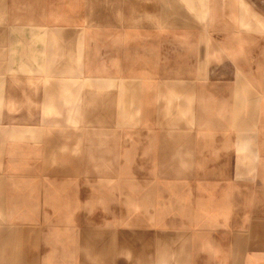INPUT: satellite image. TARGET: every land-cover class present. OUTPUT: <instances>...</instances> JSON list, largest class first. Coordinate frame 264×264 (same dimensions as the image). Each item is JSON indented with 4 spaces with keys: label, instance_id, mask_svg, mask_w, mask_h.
Returning a JSON list of instances; mask_svg holds the SVG:
<instances>
[{
    "label": "crops",
    "instance_id": "1",
    "mask_svg": "<svg viewBox=\"0 0 264 264\" xmlns=\"http://www.w3.org/2000/svg\"><path fill=\"white\" fill-rule=\"evenodd\" d=\"M182 1L0 0V264H264V0Z\"/></svg>",
    "mask_w": 264,
    "mask_h": 264
},
{
    "label": "rangeland",
    "instance_id": "2",
    "mask_svg": "<svg viewBox=\"0 0 264 264\" xmlns=\"http://www.w3.org/2000/svg\"><path fill=\"white\" fill-rule=\"evenodd\" d=\"M190 2L192 1L190 0ZM174 4H175V7H187L186 3L182 0H175ZM130 162L132 163V161Z\"/></svg>",
    "mask_w": 264,
    "mask_h": 264
}]
</instances>
